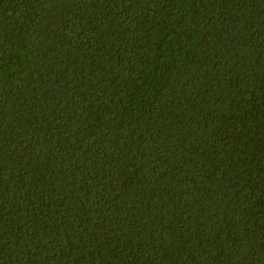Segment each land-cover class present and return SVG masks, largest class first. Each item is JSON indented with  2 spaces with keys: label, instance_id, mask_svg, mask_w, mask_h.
Instances as JSON below:
<instances>
[{
  "label": "trees",
  "instance_id": "obj_1",
  "mask_svg": "<svg viewBox=\"0 0 264 264\" xmlns=\"http://www.w3.org/2000/svg\"><path fill=\"white\" fill-rule=\"evenodd\" d=\"M0 264H264V0H0Z\"/></svg>",
  "mask_w": 264,
  "mask_h": 264
}]
</instances>
